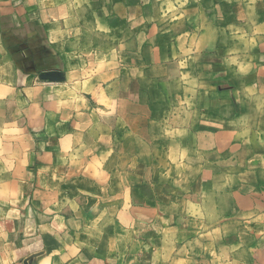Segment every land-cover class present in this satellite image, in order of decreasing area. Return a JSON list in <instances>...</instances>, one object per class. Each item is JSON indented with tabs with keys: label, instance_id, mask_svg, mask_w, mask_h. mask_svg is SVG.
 Segmentation results:
<instances>
[{
	"label": "crops",
	"instance_id": "1",
	"mask_svg": "<svg viewBox=\"0 0 264 264\" xmlns=\"http://www.w3.org/2000/svg\"><path fill=\"white\" fill-rule=\"evenodd\" d=\"M0 264H264V0H0Z\"/></svg>",
	"mask_w": 264,
	"mask_h": 264
},
{
	"label": "water",
	"instance_id": "2",
	"mask_svg": "<svg viewBox=\"0 0 264 264\" xmlns=\"http://www.w3.org/2000/svg\"><path fill=\"white\" fill-rule=\"evenodd\" d=\"M46 78H49V76H46Z\"/></svg>",
	"mask_w": 264,
	"mask_h": 264
}]
</instances>
